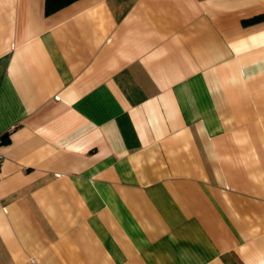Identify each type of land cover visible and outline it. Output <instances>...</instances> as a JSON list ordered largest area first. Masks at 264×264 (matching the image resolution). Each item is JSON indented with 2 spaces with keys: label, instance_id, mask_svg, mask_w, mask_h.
<instances>
[{
  "label": "crops",
  "instance_id": "1",
  "mask_svg": "<svg viewBox=\"0 0 264 264\" xmlns=\"http://www.w3.org/2000/svg\"><path fill=\"white\" fill-rule=\"evenodd\" d=\"M0 264H264V0H0Z\"/></svg>",
  "mask_w": 264,
  "mask_h": 264
},
{
  "label": "trees",
  "instance_id": "2",
  "mask_svg": "<svg viewBox=\"0 0 264 264\" xmlns=\"http://www.w3.org/2000/svg\"><path fill=\"white\" fill-rule=\"evenodd\" d=\"M74 1L75 0H44V12L45 14H50Z\"/></svg>",
  "mask_w": 264,
  "mask_h": 264
},
{
  "label": "built area",
  "instance_id": "3",
  "mask_svg": "<svg viewBox=\"0 0 264 264\" xmlns=\"http://www.w3.org/2000/svg\"><path fill=\"white\" fill-rule=\"evenodd\" d=\"M2 142H3V138H2V134H0V145L2 144ZM4 158H5L4 155L0 151V171H1L2 165L4 163Z\"/></svg>",
  "mask_w": 264,
  "mask_h": 264
}]
</instances>
